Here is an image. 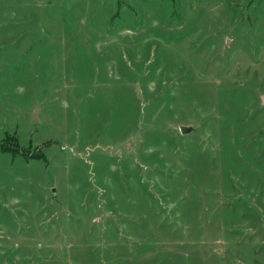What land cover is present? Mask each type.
Here are the masks:
<instances>
[{
    "label": "rangeland",
    "instance_id": "rangeland-1",
    "mask_svg": "<svg viewBox=\"0 0 264 264\" xmlns=\"http://www.w3.org/2000/svg\"><path fill=\"white\" fill-rule=\"evenodd\" d=\"M262 97L264 0H0V264H264Z\"/></svg>",
    "mask_w": 264,
    "mask_h": 264
},
{
    "label": "water",
    "instance_id": "water-1",
    "mask_svg": "<svg viewBox=\"0 0 264 264\" xmlns=\"http://www.w3.org/2000/svg\"><path fill=\"white\" fill-rule=\"evenodd\" d=\"M262 99V102L264 103V97L261 98ZM37 115H38V109L36 108L35 112H34V120L37 119ZM191 130V127H186L184 125L180 126V131L181 133H187ZM238 264H241V263H238Z\"/></svg>",
    "mask_w": 264,
    "mask_h": 264
},
{
    "label": "trees",
    "instance_id": "trees-1",
    "mask_svg": "<svg viewBox=\"0 0 264 264\" xmlns=\"http://www.w3.org/2000/svg\"><path fill=\"white\" fill-rule=\"evenodd\" d=\"M6 150V149H5ZM6 151H11V150H6ZM41 156H40V154H35V155H33V156H28L27 158L28 159H33V158H40Z\"/></svg>",
    "mask_w": 264,
    "mask_h": 264
}]
</instances>
